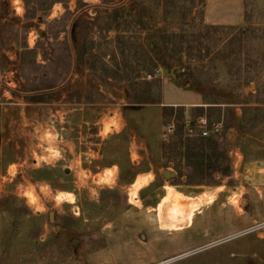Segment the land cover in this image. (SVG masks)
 I'll list each match as a JSON object with an SVG mask.
<instances>
[{"label": "rangeland", "instance_id": "rangeland-1", "mask_svg": "<svg viewBox=\"0 0 264 264\" xmlns=\"http://www.w3.org/2000/svg\"><path fill=\"white\" fill-rule=\"evenodd\" d=\"M15 2L0 0L3 262L84 260L141 171L232 184L264 159V0ZM203 115L219 131L177 169L162 142Z\"/></svg>", "mask_w": 264, "mask_h": 264}, {"label": "crops", "instance_id": "crops-1", "mask_svg": "<svg viewBox=\"0 0 264 264\" xmlns=\"http://www.w3.org/2000/svg\"><path fill=\"white\" fill-rule=\"evenodd\" d=\"M143 175L134 206L105 225L104 246L82 261L40 264H264V159L243 162L232 184ZM1 204L0 264H38L2 261Z\"/></svg>", "mask_w": 264, "mask_h": 264}, {"label": "trees", "instance_id": "trees-1", "mask_svg": "<svg viewBox=\"0 0 264 264\" xmlns=\"http://www.w3.org/2000/svg\"><path fill=\"white\" fill-rule=\"evenodd\" d=\"M195 90L203 93L199 88L195 87ZM159 102V101H157ZM203 113V112H202ZM202 136L199 135H190L184 125L182 126V129L179 131L178 136H172L170 139H165L162 142L161 151L164 157H166L167 162H175V167L178 169V167L181 165V159L185 157V155L190 159L192 156H194V153L192 151L199 150V155L201 154L202 147L199 145H190V143L187 142V140H190L191 138H199ZM205 138V137H203ZM187 145H184L186 144ZM184 179L186 182H190L189 176L184 175Z\"/></svg>", "mask_w": 264, "mask_h": 264}, {"label": "built area", "instance_id": "built-area-1", "mask_svg": "<svg viewBox=\"0 0 264 264\" xmlns=\"http://www.w3.org/2000/svg\"><path fill=\"white\" fill-rule=\"evenodd\" d=\"M160 73L161 70L156 69L153 73H148L147 78H158ZM219 127V122L211 121L206 115L199 116L196 120L185 121V129L190 135L208 137L213 133H217L219 131ZM169 131H173V127H170Z\"/></svg>", "mask_w": 264, "mask_h": 264}, {"label": "bare ground", "instance_id": "bare-ground-1", "mask_svg": "<svg viewBox=\"0 0 264 264\" xmlns=\"http://www.w3.org/2000/svg\"><path fill=\"white\" fill-rule=\"evenodd\" d=\"M15 3H18V4H20V2H19V0H17V2H15ZM16 6V5H15ZM21 7V6H20ZM148 176V175H147ZM108 180V179H107ZM148 180H149V178H146V177H144V176H140V178L137 180V182H136V185H135V189H138L140 186H142V185H144V184H146L147 182H148ZM109 181H110V179H109ZM134 186V185H133ZM135 189H134V192H135ZM133 192V191H132ZM133 192V193H134ZM71 194V193H70ZM69 198L70 199H73V195H70L69 196ZM62 200V196H58L57 197V201H61ZM30 205L33 207V208H35V209H37L38 208V205H37V203H36V201H34V199H32V201H31V203H30Z\"/></svg>", "mask_w": 264, "mask_h": 264}, {"label": "water", "instance_id": "water-1", "mask_svg": "<svg viewBox=\"0 0 264 264\" xmlns=\"http://www.w3.org/2000/svg\"><path fill=\"white\" fill-rule=\"evenodd\" d=\"M109 6L110 7H114L116 5H109ZM56 88H58V87H56ZM162 174H163L164 177H167V178H169V177H175L176 176V172L175 171H172L170 169H163Z\"/></svg>", "mask_w": 264, "mask_h": 264}]
</instances>
